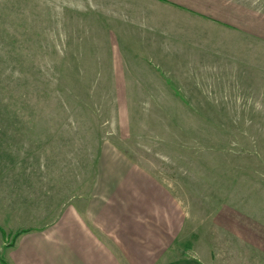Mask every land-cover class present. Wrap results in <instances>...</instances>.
Here are the masks:
<instances>
[{
    "label": "rangeland",
    "instance_id": "rangeland-1",
    "mask_svg": "<svg viewBox=\"0 0 264 264\" xmlns=\"http://www.w3.org/2000/svg\"><path fill=\"white\" fill-rule=\"evenodd\" d=\"M223 205L264 229V0H0V264L75 220L110 264H264Z\"/></svg>",
    "mask_w": 264,
    "mask_h": 264
},
{
    "label": "crops",
    "instance_id": "crops-1",
    "mask_svg": "<svg viewBox=\"0 0 264 264\" xmlns=\"http://www.w3.org/2000/svg\"><path fill=\"white\" fill-rule=\"evenodd\" d=\"M75 220V219H74ZM75 220L73 226L70 227V234L68 236H63V230L61 223H56L54 225L53 236H40L38 238L25 237V246L22 248V254L16 264H62V259L56 257L53 254H47L45 246L47 244L53 243L62 245H70V259L64 261L69 264H79V254L74 253L78 251V246L85 248V253H82V261L80 264H110L111 259L110 251L105 248L103 242H99L95 237H93L89 231H81L80 223ZM214 225H217V230L220 231L224 236L233 239L238 244L247 245L253 249H264V229L255 228L253 222L245 215H240L239 212L235 211L232 207L228 205H223L218 213L214 217ZM61 226V227H60ZM78 234H80L78 239ZM32 241V243H31ZM114 242V240H113ZM107 244V243H106ZM28 245V246H27ZM94 246V254H89L88 246ZM259 256H264L261 254ZM115 257V256H114ZM166 264H204L199 260L185 258L176 261H171Z\"/></svg>",
    "mask_w": 264,
    "mask_h": 264
},
{
    "label": "trees",
    "instance_id": "trees-1",
    "mask_svg": "<svg viewBox=\"0 0 264 264\" xmlns=\"http://www.w3.org/2000/svg\"><path fill=\"white\" fill-rule=\"evenodd\" d=\"M15 237H17V236H15Z\"/></svg>",
    "mask_w": 264,
    "mask_h": 264
}]
</instances>
